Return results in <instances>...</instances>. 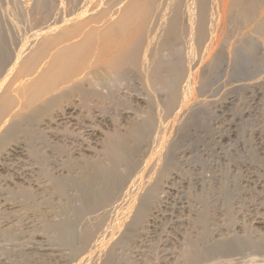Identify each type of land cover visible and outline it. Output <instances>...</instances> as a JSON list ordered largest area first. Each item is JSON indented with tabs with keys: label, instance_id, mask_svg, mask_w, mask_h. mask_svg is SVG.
<instances>
[{
	"label": "bare ground",
	"instance_id": "obj_1",
	"mask_svg": "<svg viewBox=\"0 0 264 264\" xmlns=\"http://www.w3.org/2000/svg\"><path fill=\"white\" fill-rule=\"evenodd\" d=\"M7 1L9 4L8 5H6V3H4V4H5V6L8 7V9H9L8 11H11L12 15L10 14V12L8 14H10V16H12V17L10 18L8 16V14H7V16L5 15L4 12H6L7 9H5L6 11L4 10V12H2L3 7H1L2 9H0V169H4L9 163V162L7 163V161L12 160L13 157H15L16 155H18V156L22 155L23 158H25L24 160H26V161L28 160V162L31 163L29 168H25L26 171H28L27 175L25 174L26 175L25 177H24L23 173L19 176L17 175L19 182L15 181L16 183L19 184L16 186H22L21 190H20L22 197H19L18 192H16L18 194L17 197H19V199L28 197V199H24V201L30 200V198H31V197H29L30 195H32V197H34L32 193L39 192V191H48V193H49V191L51 192V189L52 190L55 189L54 190L55 192H52V193L56 194L57 191L58 192L61 191V187L65 186V184H63V185L61 184V182L62 183L65 182V179L61 180L60 178H56V177L54 178V176L57 174H54V176L52 175L53 177L51 178L50 171H53V170H50V171L48 170L49 171V174H48L46 172L47 170L44 169L43 166H42L43 168L39 167L38 166L39 164L37 166H35L37 164V163L35 164V162L40 161V159H41V161H42V159L45 160V158H47V157H45V158L43 157L42 150L40 151V149H39L40 147H37L38 146V145H36L37 143L35 141H33L32 138H30L28 135H25V136H28L30 139H32V140H30V139L25 140V139H23V138H25V136H23L24 134L21 135V133L27 134L28 131H26V130H29V128L31 126L33 127L34 124L36 125L38 123L37 124L38 126H43L44 129H46L47 131H48V129H50L51 131H53V135H54V131L56 129L57 130L60 129L61 128L60 126L66 122H67L66 128H67V124L69 122L74 123V125H75V123L83 125V131H82L83 133L82 134L86 135L87 141L82 140L83 138L82 139L74 138V139H72V141H67L65 139L67 142H65L64 145H63L64 142L59 143V144H62V145H59L57 142L58 140H56L57 149H58V145H59V146H62L63 148H65V151L67 150L66 147H69L71 150V151H69V153H71V154H69L71 157L66 156L63 159V154H61L60 155L61 157H59V159L62 162V164H61L62 168L60 169V172H58V173H60L59 175L61 177L65 176L63 178L67 179V178H70V176L71 177L73 176V175H71V173L73 172L72 171L73 166L71 168L69 163L71 162L75 165V163H74L75 160L78 163L76 165L79 167V169L81 168L83 170L84 169L86 170L87 166H92L93 169L95 168L96 170H99V171L102 170V172L100 171L101 174H103V171H105V173H107L106 171L108 170V168H111V166H113V165L110 166V164L112 162L115 163L117 158L122 157V150H121L120 144L123 141V139H125V138H124V135L120 133L121 129H119L120 132L115 131L114 132L115 134L113 133L114 136H112V134H110V136L108 137L107 136L108 134L105 133L106 131L100 129L101 128L100 126H99L100 128L98 127V123H103V125H104V122L110 121L111 118H110V116H108L109 114L104 113L105 111L103 110L104 109V102H105V100L107 101L108 98L111 100L110 96L113 93L112 91H117L119 94V92L123 90V89L120 90L122 87V85L119 84L120 81H122L123 79H126V78L129 79L128 77H130V76L131 77L134 76V77L139 79L138 81L140 82L141 89L142 90L144 89L146 91L145 93H147V94L137 95V94H140V92H141L140 91L141 89H140L139 90L140 92L136 94L137 96L135 97L136 98L135 104H136V101H138V105L139 104H142V105L145 104L146 106H148V108L151 105V108H155V110L157 108L158 111H161V113H159L157 117H159V119H160L159 120L160 124H158V125L162 126L163 132L160 133V137L158 136V134H159L158 133L155 136V139H156V137L157 138L159 137V138H162L165 140L168 137L165 135L166 132H168V130L170 131V133L173 132L174 126L176 124L174 123L175 119H173L174 122L171 124H169L168 122H167L168 123L167 124L163 120L166 124V125H163V122L161 121V117L163 115V112L166 113V115L170 114L172 117H173L172 114H174L176 120H178L180 122L181 119L184 118V116L186 114H188V113L190 114V112L196 107V105L200 104L202 102V101L200 102V100L202 98L201 92H202L203 88L200 89L199 88L200 86L196 87L197 84H195L196 86L195 85L193 86L194 82H196V80H194V78H193L194 75H196V77L199 79V82L197 81L198 85L201 84L200 81H203L204 84L203 83L202 84L205 85V84H207L205 82H207L208 79L206 81L204 80V78H205L204 75L206 72L203 75L202 71H204L205 69L207 70L209 68H215L217 63H219V65L221 64L222 69L219 71H221L222 76H221V79L220 78L219 79L222 81V84H223L221 87V91H220L223 94H221L222 98L221 97H219V98H220V100H222L220 102H222L223 104H225L227 106V105L233 104V102L235 101L234 92H226V89L228 86H230V82L233 79L234 80L236 79L237 74L241 72L240 71L241 70L240 69V64H241L240 62L243 61L240 58L241 50H243V48H246L248 51H251V49H253V51H255L256 47L258 48V46H254V45L249 44L250 38H252V34L258 35L263 42V43H261L262 45L260 47V49L261 48L263 49V52L259 51L258 53H262L261 55H259V56H261L259 58L261 59V63L262 62L264 63V0H100L99 3L93 7L89 6V4H88L89 0H35V4L33 7L26 8L24 5V7H25V8H23V9H25L24 11L20 10L21 7L17 4L19 2L18 0L16 1L17 3L14 2L15 0L14 1L13 0H7ZM7 1L0 0V6H1L2 2H7ZM4 4L2 6H4ZM19 4H21V3H19ZM26 5H27V3H26ZM21 6H22V4H21ZM67 7H69V8L66 9ZM11 21L12 22L14 21L13 23H15V25L13 23H11ZM251 42H253V41L251 40ZM255 45H257V44H255ZM245 53H247V52H245ZM241 55L243 56V54H241ZM250 55H251V53H250ZM250 55H248V56H250ZM251 57H253V56H251ZM243 58H245V57L243 56ZM240 59H241V61H240ZM248 60H251V59H248ZM253 60H252V62H254ZM257 62H255V63H257ZM255 63H253V64H255ZM258 63H260V62H258ZM244 65H245V63H244ZM250 65H252V64H250ZM253 66H255V65H253ZM216 67L218 68V66H216ZM256 67L257 66H255V68ZM219 68H220V66H219ZM241 68H242V66H241ZM263 68L264 67H262V69ZM194 69H196V70H194ZM210 70H212V69H210ZM256 71H257V69H256ZM260 71H261V69H260ZM255 72H253V73H255ZM242 73H243V71H242ZM250 73H252V72H250ZM263 73H264V71H263ZM259 74H260V72H259ZM257 75H258V72H257ZM252 76L254 77V75H252ZM243 77H244V75H243ZM207 78H209V77H207ZM238 78H239V76H238ZM244 78H246V77H244ZM257 78L262 79L260 76ZM241 79H243V78H241ZM248 79H246V80L248 81ZM256 79H255V81H256ZM260 79H258V80H260ZM128 81H130V80H128ZM133 81H135V80H132V82ZM221 81H219V82L221 83ZM250 81H249V83L247 82L246 84H250ZM261 82H263V81H261ZM233 83H236V82H233ZM208 84H209V81H208ZM254 85H256V84H254ZM206 86H208V85H206ZM206 86H205V88H206ZM244 86H245V84H244ZM249 86H251V85H249ZM128 87H127V90H128ZM202 87H204V86H202ZM129 88H131V86ZM257 88H258V86H257ZM125 89H126V87H125ZM134 89L138 90V88L137 89L134 88ZM134 89L132 88V90H134ZM210 89H211V87H210ZM263 89H264V87H263ZM144 90L142 91V93L144 92ZM205 90H207V89H205ZM213 91H214V89H213ZM227 91H229V90L227 89ZM117 92L114 94H117ZM129 93H131V92H129ZM90 96L96 97L98 99V102H97V100L94 103H93L94 100L91 102ZM124 96H125V94H124ZM119 97L121 98V96H119ZM128 97H129V95H128ZM105 98H107V99H105ZM113 98H115V95ZM202 99L204 100L205 98H202ZM115 101H118V100L116 99ZM119 101H120V99H119ZM216 101H219V100H216ZM125 102H126V100L124 101V103ZM131 103H133V102H131ZM118 104L120 106H123L119 102H118ZM115 105H117V104H115ZM119 105H118V107H119ZM133 105H134V103H133ZM146 106H144V107H146ZM112 108H113V106H112ZM119 108H117V109H119ZM130 108H132V107H130ZM141 108H143V106H141ZM141 108H139V109L143 111V109H141ZM148 108H147V111L150 109V108L149 109ZM109 109H110V107H109ZM123 109H124V107H123ZM139 109H137V110H139ZM144 109H146V108H144ZM151 110H150V112H152ZM121 111H123V110H121ZM128 114L129 113H127L126 115H128ZM156 114H157V112H156ZM116 115H118V113ZM126 115H124V116H126ZM146 115H148V114H146ZM118 116L120 117V114ZM131 117H133V115ZM113 118H112V120H114L116 117L114 119ZM135 118H137V117L135 116ZM117 119H118V117H117ZM145 119H147V118H145ZM151 119L152 118H150V120ZM166 119H168V118H166ZM171 119L169 118V120H171ZM185 119H182V120H185ZM150 120L147 119V122L148 121L150 122ZM133 121L135 122L133 125H135V127H136V124H137V122L139 123V121H137L135 119H133ZM133 121H131V123H133ZM110 123H111V121H110ZM110 123H109V125H111ZM112 123H113V121H112ZM123 123H124V121H123ZM130 124H129V126H130ZM150 125H149V127H150ZM140 126H141V124H140ZM114 127H113V130H114ZM143 127H145V126L142 125V128ZM156 127H159V126H156ZM31 128H30V130H32ZM38 128L39 127H37V129ZM108 128H110V127H108ZM119 128H122V127H119ZM132 128H133V126L130 127V129H132ZM137 128L138 127H136V129ZM44 129H42V127H41V129L39 131H41V133H43L42 131H44ZM115 129H116V127H115ZM136 129L134 132H132V131H128L127 129L125 130V128H124V130L127 131L128 134L130 132H132L131 135L134 133L139 134L137 132L138 130H136ZM139 129H140V127H139ZM61 130H63V128ZM124 130H122V131L124 132ZM132 130H134V129H132ZM156 130H158V129L156 128ZM159 130H161V129L159 128ZM67 131H68V129L66 130V132ZM144 131H146V130H144ZM127 132H124V133H127ZM142 132H143V130H142ZM109 133H111V132H109ZM153 133L154 132H152V135H153ZM34 135H35V133H34ZM41 135L44 136V133ZM131 135H128V136H131ZM135 136L140 137L141 135L139 134V135H135ZM143 136H145V135L143 134ZM61 137H59V139H61ZM97 137L99 138L98 141H100V142L97 143L95 141L96 144L92 145L91 141H93L94 139H97ZM133 137H134V135H133ZM152 137L154 139V136H152ZM38 138H40V140H41V136H38ZM48 138H50V136ZM57 138H58V136H57ZM62 138H64V137H62ZM126 138H128V137H126ZM43 139H45V138H43ZM67 139H68V137H67ZM160 141L162 142L161 139H160ZM42 142H44V141H42ZM155 142H154V144H156ZM93 143H94V141H93ZM159 144H160V142H159ZM49 145H51V143ZM162 145H164V144H162ZM163 147L164 146H162V148ZM132 148H134V147L132 146ZM51 149H50V151H51ZM60 149H61V147H60ZM62 149H61V151H64ZM146 149H148V148H146ZM157 150L158 149H156V151ZM152 151H154V149H152ZM57 152L62 153L58 150H57ZM63 153H66V152H63ZM72 153H73V155H76V157L73 156ZM99 153H102L104 155V157L107 156L106 158H108V159L110 158L109 160L111 161V163L108 165V163L106 164L105 162H101V160L99 158L100 157ZM102 154H101V156H102ZM155 154H157V153H155ZM162 154H163V152H162ZM66 155H68V154L66 153ZM64 156H65V154H64ZM150 156L152 157V154ZM157 156H159V155H157ZM157 156H155V157H157ZM151 157H149L148 159L150 160ZM153 157H154V154H153ZM159 157H161V156H159ZM66 158L69 159V161L65 160ZM67 161H68L67 165H69V166L64 165V163ZM28 162H27V164H28ZM150 162H148V163H150ZM158 162H159V160H158ZM159 163L156 165L158 166ZM81 164H83V165H81ZM24 165H26V164H24ZM58 165L56 167L59 168L60 165L59 166ZM145 165L147 166V163ZM10 166H12V165H10ZM22 166H23V161H22L21 167ZM107 166H110V167H107ZM150 166H152V165H150ZM92 167H89V168H91V170H92ZM22 168H21V170H22ZM11 169H12V167H11ZM145 169H147V168H145ZM17 170H16V172H18L20 169L18 171ZM22 171L24 172V169ZM78 171L77 172L80 173V170H78ZM151 171H152V169H151ZM77 172L75 171V173H77ZM85 172H87V171H85ZM109 172H110V170H109ZM11 173H10V176H11ZM155 173H156V170H155ZM160 175H162V174H160ZM110 176H112V175L110 174ZM7 180H9V179H7ZM11 181H12V179H11ZM70 181H71V179H70ZM70 181L68 180V182H70ZM82 181H84V180H82ZM137 181H138V179H137ZM146 181H148V180H146ZM8 182H6V183H8ZM13 182H14V180H13ZM66 182H67V180H66ZM71 182H73V179ZM71 182H70V185H71ZM25 183H29V186H27V184L25 186ZM76 183H78V182H76ZM141 183H144V182H141ZM10 184H12V183H10ZM148 184L149 183L147 182L145 188H148L147 187ZM6 185H7L6 187L8 189H5L6 187L5 188L3 187L4 190H10L9 189L10 185H8V184H6ZM85 186H87V184ZM135 186H136V184H135ZM75 187H76V185H75ZM202 187H203V185H202ZM17 188H19V187H17ZM22 188H23V190H22ZM80 188H81V186H80ZM11 189H15V187L13 188V186H12ZM56 189H57V191H56ZM64 189H65V187L63 188V191H65ZM153 189H154V186H153ZM15 190L19 191L18 189H15ZM150 190H151V188L147 189L146 192L148 193V192H150ZM1 191H3V190L1 189L0 192ZM63 191H62V193H63ZM151 192L153 193V191H151ZM152 193H150L151 196L153 195ZM176 193H175V195H176ZM38 194L40 195L41 193H38ZM146 194H144V195H146ZM150 194H148V195H150ZM164 194H166V193H164ZM164 194H163V196H164ZM44 195H46V194H44ZM148 195H146V196H148ZM5 196H7V195H5ZM63 196L65 197V195H63ZM76 196H77V194H76ZM118 196H121V195H118ZM12 197L15 198L16 196H12ZM44 197L45 196H43V199H44ZM54 197L55 196H53V198ZM111 198L113 199L114 197L111 196ZM124 198H126V199L123 200L124 202L122 203V205L120 207L118 205L117 209H115V208H109L108 209L107 206L106 207L102 206V208L104 207L102 214L106 215L109 223H112L113 232H115L118 235H119V233L120 234L131 233L132 231H134V226L139 222V220L143 219L142 221H144V220L149 221V220L153 219L156 216V213L158 212L157 209H154L153 207L151 208V206L149 208V206H148L150 204L149 202H148L149 204H146L148 208L145 206V203H144L145 201L143 202L144 197L143 198L142 197H135L132 193L129 192L127 197H124ZM2 199H3V197H2ZM9 199L10 198L6 199V201H8V202L5 203L2 207L3 213L5 215H8V216L2 217L3 213L0 212V213H2V214H0L1 215L0 220L2 218H5V221H0V225L2 223H4V226H5V228L3 226V229L0 228V231L8 233V234H10L9 232L12 233V231L16 232V233L24 234L25 231H27V232L33 231V230L39 228V226L43 225L44 223L45 224L46 223L51 224V225L52 224H58V222L62 225L63 224L69 225L70 223L78 224V222H79L78 220L80 219V217H79L80 213H79L78 218L76 220H70L69 218L57 220V218L59 217L58 215L62 214L65 211H63L62 207H61V209L60 208L58 209V207H56V208L54 207V209H52L54 205L52 206L51 204H49L52 206V208H51V206H48L47 202H49V201H47V197H45V199L47 201L46 202L47 205L45 204V206H48V209H41V207L38 206L42 203H38V205L36 204L37 207H35L36 205L30 206L31 205L30 203H29L30 205L27 206L26 204L21 203L19 201V199H16V198L15 199L18 202L14 201L15 203H13V201H12V203H9ZM38 199H40V198H38ZM146 199H148V198H146ZM150 199H148V200H150ZM10 200H12V199H10ZM40 200H42V199H40ZM50 200H52V199H50ZM148 200H146V201H148ZM53 201H54V199H53ZM53 201H51V202H53ZM81 201H83L82 198H81ZM228 201H229V199H228ZM3 202H4V199H3ZM117 203H118V201H117ZM0 204H1V202H0ZM60 204H61V200H60ZM56 206H57V204H56ZM98 206H100V205H98ZM115 206H117V204H115ZM188 206H190V205H188ZM229 207H231V206H229ZM49 208H51V209H49ZM95 208H99V207H95ZM100 208H101V206H100ZM222 208H224V207H222ZM182 209H184V208H182ZM100 210H102V209H100ZM191 210H192V208H191ZM178 212H180V211H178ZM239 212H240V210H239ZM73 214H74V212H73ZM76 214H77V212L75 210V215ZM162 214H163V212H162ZM98 215H99V213H98ZM105 215L103 216V218H106ZM56 216H58V217L56 218ZM12 217L14 218V220L12 219ZM76 217H77V215H76ZM19 218H22V219L19 221L18 220ZM234 218H236V217H234ZM74 219H75V216H74ZM96 220H98V219L96 218ZM107 220H105L106 223H108ZM80 222H79V225L83 221L81 223ZM84 222H83V224H84ZM87 222H88V219H87ZM109 223H108V226L110 225ZM256 223L258 225H261L262 227H264V219H259ZM45 224H44V226L47 225V224L46 225ZM60 224H58V226ZM140 224H142V223L140 222ZM71 225L67 226V228L70 227ZM47 226H49V227L48 228L44 227V228L48 230L50 228V225H47ZM54 226L55 225H53L52 227H54ZM81 226H83V227H81V230L79 229L80 231L77 233V238L79 240V243H77L79 253L83 252L85 249H87L90 242L93 239H95L93 237L96 235V233H98L103 227H105V226L101 227V225H99V224L96 225L95 220L93 222L89 221L88 223H85L84 225H81ZM106 226H107V224H106ZM0 227H2V226H0ZM55 227H57V225ZM106 229L107 228L105 227L104 231H106ZM39 230H41V229H39ZM55 230H56V228H55ZM64 230H65V228H64ZM47 232L49 234V232H51V231L48 230ZM65 232H66V230H65ZM227 232H229V231H227ZM16 233H12V235L16 234ZM234 233H236V232H234ZM8 234H6V235H8ZM25 234L28 235V233H25ZM34 234H36V233H34ZM41 234L42 233L40 232L38 234L39 236L38 237L36 236V238H37L36 242L38 244H40L41 247H40V245H39V247H35V246L30 247L28 245L29 246L28 248H31V249L36 248L37 250L39 249L41 251L38 250L36 254L43 252L45 254L47 253L46 256L47 255L50 256V255L54 254V252L59 251L58 250L59 248L58 249L53 248V246H52L53 244L52 245L48 244L46 237L43 234L42 235ZM45 234H46V232H45ZM48 234H47V236H48ZM100 234H102V232L99 233L98 235L100 236ZM132 234L133 233H131L130 235H132ZM135 234H136V232H135ZM1 235H2V233H1ZM3 236L4 235H2V237ZM58 236H59V234H58ZM7 237H5V238H7ZM9 237H11V235ZM19 237H21V236H19ZM29 237H30V235H29ZM32 237L33 236H31L29 239H31ZM63 237L66 238V236H63ZM96 237H97V235H96ZM23 238H24V236H23ZM34 238H35V236H34ZM34 238L32 239V241H34ZM59 238H60V236H59ZM10 240H12V239H10ZM98 240H99V238H98ZM12 241H14V240H12ZM20 241L24 242L23 239ZM54 241H56V240H54ZM54 241H53V243L56 245V242H54ZM244 241L249 242V243L252 242L251 240H249L248 236L245 237ZM27 242H30V240L29 241L27 240ZM63 242H65V241H63ZM63 242L61 243V241H59L58 243H61L63 245ZM74 242H75V240H74ZM242 243H244V242L242 241ZM185 244H187V243H185ZM44 245H45V247H42ZM9 246H12V245H9ZM105 246H106L105 250H100V248L98 249L97 246L93 243V246H92L91 250L89 251V253L91 255L90 259H92V261H94V264H115L114 256H113V252H112L113 242L109 241L105 244ZM189 247H191V246H189ZM12 249H14V248H12ZM102 249H103V247H102ZM185 250H186V248H185ZM190 250H191V248H190ZM62 251H64V250H62ZM252 251H255V250H252ZM173 252H174V250H173ZM187 252H189V249H187ZM179 253H180V251H179ZM1 254H2V252H1ZM63 254H65V253H63ZM69 254L70 253H68L66 256V258L68 257L67 258L68 260H69ZM32 255H34V254H32ZM57 255H59V254H57ZM65 255H64V257H65ZM254 255H256V254L254 253ZM185 256H186V253H185ZM19 257H21V256H19ZM246 257H247V255H246ZM181 258H184V257H181ZM198 258L196 260H198ZM250 258H251V256H250ZM85 259H87V258L85 257L84 260ZM142 259H144V258H142ZM247 259H248V257H247ZM258 259H260V256ZM199 260H201V259H199ZM221 260H223V259H221ZM24 261H27V259ZM185 261H186V259H185ZM227 261H229V260H227ZM232 261H234V260H232ZM242 261H244V260H242ZM245 261H247V260H245ZM55 262H56V260H55ZM229 262H231V260ZM178 263H180V261ZM178 263H176V264H178ZM185 263L189 264L188 261H186ZM80 264H88V261H86V260L83 261V259H82V260H80Z\"/></svg>",
	"mask_w": 264,
	"mask_h": 264
},
{
	"label": "rangeland",
	"instance_id": "obj_2",
	"mask_svg": "<svg viewBox=\"0 0 264 264\" xmlns=\"http://www.w3.org/2000/svg\"><path fill=\"white\" fill-rule=\"evenodd\" d=\"M3 1H7V0H3ZM16 1L17 0H15L14 2L17 3ZM18 1L19 2L17 4L21 7V9H20L21 11L25 10L23 8L33 7L35 4V0H23V1L18 0ZM99 1L100 0H89L88 4L90 7H93V6L97 5L99 3ZM4 3H6V5L9 4L8 1L2 2L0 9H2L1 7H3V11L1 10L2 12H4V10L7 9V11L5 10L7 13L4 12L5 15L7 16V14L9 12L11 14V11H8L9 9L7 6H5ZM19 3H21L22 6ZM26 3H27V5H26ZM3 4H4V6H2ZM24 5H25V7H24ZM68 8L69 7H67L66 9H68ZM10 14H8V16L11 18L12 16H10ZM13 22L11 21V23H13ZM13 24L15 25V23H13ZM257 36L258 35H256V34H254V35L252 34V38H250L249 44L254 45V46H258V48L256 47L255 51H253V49H251V51H248L246 48H243L244 51L241 50V54H243V56L245 57V58H243V56L240 54V58L243 60L242 61L243 63L240 62L242 64V65L240 64V69H241L240 71L241 72L237 74V77L235 80L233 79L230 82V86L227 87V89L229 91H227V89H226V92H234V94H235V101L233 102V104L226 106L225 104L220 102L222 100H220L219 97L222 98L221 94H223L220 92L221 87L223 85L222 81L220 80L221 76H222L221 71H219L222 69L221 64L220 65H219V63L216 64V66H218V68L215 66V68H209L207 70L205 69L204 71H202L203 75L206 72L204 75V77H205L204 80L206 81L208 79L207 82H205V83H207L205 85H203L204 84L203 81H200L201 84L199 83L200 85H198L199 79L196 77V75H194L193 78H194V80H196V82L193 81L194 82L193 86L195 84H197V86L195 85L196 87L200 86L199 87L200 89L203 88L201 94H202V98H205V99L203 100L201 98L200 102L201 101L202 102L200 104H197L196 107L190 112V114L189 113L186 114L184 116V118H182V119H185V118L186 119L185 120L181 119L182 122L181 121L179 122L178 120H176L174 114H172L173 117L170 114L169 115L167 114L169 116L168 117L166 115V113L163 112V115L161 117V121L163 122V125H166L165 122L166 123L168 122L169 124L173 123L174 122L173 119H175L174 123L176 124L174 126L173 132L170 133L169 130H168V132H166L165 135L168 136L167 137L168 140L167 139L164 140L162 138H159L160 133L163 132V130H162L163 128L161 125H158V124H160V121H159L160 119L157 116L159 113H161V111H158L157 108H156V110H155V108H151V105L149 106L150 109L145 104H143V105L139 104L138 105V101H136V104H135V100H136L135 97L137 95L147 94V93H145L146 91L144 89H143L144 92L142 93L143 90L140 87V82L138 81L139 79L134 77V76H132L133 78L130 76L131 78L128 77L129 79L126 78V79H123L122 81H120L119 84L122 85L120 90H122V89L123 90L120 91L119 94L117 91H112L113 96L112 95H111L112 97L110 96L111 100L109 98L108 99L105 98V99H107L108 102L106 100L104 102V109L103 110L105 111L104 113L109 114L108 116H110V118H111L110 119L111 123H110V121L104 122V125H103V123L97 122L98 127L100 126L101 127V128L99 127L100 129L106 131L105 133L108 134L107 135L108 137L110 136V134H112V136H114V134H115L114 132L115 131L120 132L119 129H121L120 133L123 134L124 138H125V139H123V141L120 144V147L122 150V157L117 158L116 161L114 160L115 163H113V162L111 163V161L109 160L110 158L108 159V158H106L107 156L104 157V155L102 153H99V155H100L99 158H100L101 162H105L106 164L108 163V165L111 163L110 166L113 165V166H111V168H108V170L106 169L107 173H105V171H103V174H101L102 170H100L101 171L100 172L99 170H96L95 168L93 169L92 166H87L86 170L85 169L83 170L81 168L79 169V167L76 165L78 163L75 160L74 161L75 165L71 162L70 163L72 165L69 163L71 168L73 166V168H72L73 170L71 169L73 171V172L71 171L72 172L71 175H73L72 177L70 176V178L66 179V178H63L65 176L61 177L59 175L60 173H58V172H60V169L62 168L61 167L62 162L59 159V157H61L60 155L63 154V159L66 156L71 157L69 155V154H71V153H69V151H71L70 148L66 147L67 150L65 151V148H63L62 146H59V145H62L59 143L64 142L63 143V145H64L65 142L72 141V139H74V138H77V139L83 138L82 140L87 141L86 135L82 134L83 133L82 132L83 131V125L82 124H76L75 123V125H74V123L69 122L68 123L69 125L67 124V128H66V123H67L66 122V123H64L65 125L63 124L60 126L61 128L59 127L60 129H58V130L56 129L54 131V135H53V131L48 129V131H49L48 132L46 129H44L43 126H38L37 125L38 123H37L36 125L34 124L33 127L31 126L32 128L29 126L32 130H30V128H29V130H26V131H28L27 134L21 133V135L24 134L23 136L28 135L30 138H32L33 141H35L37 143L36 144V145H38L37 147H40L39 148L40 151L42 150L43 157L44 158L47 157V158H45V160L42 159V161H41V159H40V161L35 162V164L36 163L37 164L36 165L34 164V165L37 166L39 164L38 165L39 167H41V168L44 167V169L47 170L46 172L48 174H49L50 170H53V171H50L51 178L54 176V174H57L54 176V178L55 177L60 178L61 180L65 179V182L67 180L66 183L61 182L62 185L65 184V186H64L65 191H63L64 187H61V191L58 192L56 189L57 192H56V194H54L52 192H55L54 191L55 189L52 190L50 188L51 189V192L49 191L50 194L48 193V191H39V192L34 191L35 193H32L34 197H32V195L29 196L32 199L30 198V200H27V201L25 200L26 202L24 201V199H28V197L19 199V197H22L21 191H20L22 186H16V185H19L16 182H19L18 176L21 175L22 173L24 174V177L27 175L28 171H26L25 168H29L31 163L28 162V160L27 161L24 160L25 158H23L22 155H19V156L16 155L15 157H13L12 160L7 161V163L8 162L9 163L4 169H0V187H1L0 190L1 189L3 190L0 192V202H1L0 206L2 205L0 207L1 208L0 212L3 213L2 207L5 203L8 202V201H6V199H8V198L12 199V200L9 199V203H12V201H13V203H15L14 201L18 202L16 199H19V201L21 203H24L27 206H29L30 204H31L30 206H32V205L35 206L36 204L38 205V203H42V204L38 205L41 207V209H48V206H51V205L52 206L54 205L53 208L51 206L52 209H54V207L55 208L58 207V209L59 208L61 209V207H62L63 211H65V212L62 213L63 215L59 214L58 215L59 217L56 216V218L58 217L57 220L68 219V218L70 220H76L78 218V214L80 213L79 217L81 220L79 219L78 220L79 222L85 221L84 222V224H85V223H88L89 221L93 222L95 220L96 225L99 224V225H101V227L105 226L107 229H106V231H104L105 227H103L98 233H96L97 237L95 235L93 237L95 239H93L91 241L92 243L90 242L87 249H85L83 252H80V253L78 251L79 249H78L77 243H79V240L77 238V233L81 230V227H83V226H81V225H84L83 222L82 223L80 222L81 223L80 225H79V222H78V224L70 223L69 225H71V224L72 225L68 228H67V226H69V225H66V224L62 225L59 222H58V224H60L59 226H58V224H52L51 225V224L46 223L47 225H50V228L48 230L51 232H49V234L47 232L48 230L45 229V228H48L49 226H47L45 223L44 224L46 226H44V224H43V225H41L42 227L39 226V228H37L33 231H30V232L25 231L24 234H22V233L20 234V233H16V232L12 231V233H16V234L12 235L11 232H9L10 234H8V233L0 231V258H1L0 264H55L56 262L58 264H62V263L63 264H80V260H82V259H83V261H85V260L88 261V264H94V261H92V259H90L91 255L89 253V251L91 250V248L93 246V243L97 246L98 249L100 248V250H105V248H106L105 244L109 241L113 242L112 252H113L115 264H152V263L156 264L157 262H158L157 264H176L179 261H180V263H178V264H182V263L187 264V263H185L186 261H188L189 264H237V263L238 264H264V240H263L264 239V232H263L264 227H262L261 225H258L256 223L259 219H264V203H263L264 202V190H263L264 189V89H263V87H264V73H263L264 68L262 69V67H264V63L263 62L261 63V59L259 58V57H261L259 55H261L262 53H258L259 51L263 52V49L262 48L260 49V47L262 45L261 43H263V42L260 39V37L258 36L259 37L258 38ZM251 40L253 42H251ZM255 44H257V45H255ZM245 52H247V53H245ZM250 53H251V55H250ZM248 55H250V56H248ZM251 56H253V57H251ZM241 59H240V61H241ZM248 59H251V60H248ZM252 60L254 62H252ZM256 60L260 63H258ZM255 62H257V63H255ZM244 63L247 67L244 65ZM253 63H255V64H253ZM250 64H252V65H250ZM253 65L257 66L258 68L257 67L255 68V66H253ZM219 66H220V68H219ZM241 66H242V68H241ZM210 69H212V70H210ZM256 69H257V71H256ZM260 69L262 72L260 71ZM194 70H196V69H194ZM242 71H243V73H242ZM250 72H252V73L255 72L256 74L255 73L252 74ZM257 72H258V75H257ZM259 72H260V74H259ZM243 75L246 78H244ZM252 75H254L255 78ZM238 76H239V78H238ZM259 76L262 79L257 78ZM207 77H209V78H207ZM241 78H243V79H241ZM246 79H248V81ZM255 79L257 82L255 81ZM258 79H260V80H258ZM128 80H130V81H128ZM132 80H135V81L132 82ZM208 81H209V84H208ZM219 81H221V83ZM249 81H250V84H246L247 82L249 83ZM261 81H263V82H261ZM233 82H236V83H233ZM253 83L256 84L258 86V88ZM244 84H245V86H244ZM129 85L131 86V88H129L130 87ZM206 85H208V86H206ZM249 85H251L252 87ZM202 86H204V87H202ZM205 86H206V88H205ZM125 87H126V89H125ZM127 87H128V90H127ZM210 87H211V89H210ZM132 88L133 89L138 88V90H135V89L132 90ZM205 89H207V90H205ZM213 89H214V91H213ZM116 92L118 95L114 94ZM129 92H131V93H129ZM139 92H140V94H137ZM123 93L125 94V96ZM114 95L118 101H115L116 99L113 98ZM128 95L130 98L128 97ZM119 96H121V98ZM90 97H91V102L93 100H94L93 103L96 100L98 102V99L96 97H93V96H90ZM124 97L125 98L127 97V98L125 99ZM119 99H120V101H119ZM124 99L126 100V102H125L126 104L124 103V101H125ZM216 100H219V101H216ZM118 102L120 104H122L123 106H120L118 104ZM131 102H133L134 105ZM114 103L117 105H115ZM109 104L110 105L112 104V105L110 106ZM118 105L120 108L118 107ZM112 106H113V108H112ZM141 106H143V108H141ZM144 106H146V107H144ZM109 107H110V109H109ZM116 107L119 109H117ZM123 107H124V109H123ZM130 107H132V108H130ZM139 108L143 109L144 112L142 110H140ZM144 108H146V109H144ZM147 108L149 109L148 110L149 112L147 111ZM137 109H139V110H137ZM121 110H123V111H121ZM150 110L152 112H150ZM116 112L118 113V115L120 114V117L118 115H116L117 114ZM126 112L129 114L126 115L127 114ZM156 112H157V114H156ZM146 114H148V115H146ZM124 115H126V116H124ZM130 115L131 116L133 115L134 118L131 117ZM135 116L137 118H135ZM164 116L168 119H166ZM113 117L114 118L116 117L115 118L116 120ZM117 117H118V119H117ZM112 118L114 120H112ZM145 118H147L149 120H150V118H152L150 120V122L151 121L152 122L151 123L149 121L147 122V119H145ZM169 118L170 119L172 118V119L169 120ZM133 119L139 121V123L137 122V124H136V127H138L137 129H136L135 125H133L135 123L133 121ZM130 120L133 121V123H131ZM112 121H113V123H112ZM123 121H124V123H123ZM109 123L111 125H109ZM147 123L149 125L151 124L150 127ZM129 124H130V126H129ZM140 124H141V126H140ZM113 125L116 127L117 130L115 129V127ZM142 125L145 126V127H143L144 129L142 128ZM118 126L122 127V128H119ZM132 126H133L132 129H134V130L130 129V127H132ZM156 126H159V127H156ZM37 127H39L40 129L42 127V129H44V131H42L44 133V136L41 135L43 133H41V131H39L40 129L38 128L39 129L38 130ZM108 127H110V128H108ZM113 127H114V130H113ZM139 127H140V129H139ZM62 128H63V130H61ZM124 128H125V130L127 129L128 131H132V132H134L136 129V130H138L137 132L141 136L137 137L135 135H139V134H135V133L131 135L132 132H130L128 134V132L125 131ZM156 128L158 130H156ZM159 128L161 130H159ZM67 129H68V131L66 132ZM122 130H124V132H127V133H124ZM142 130H143V132H142ZM144 130H146V131H144ZM109 132H111V133H109ZM152 132H154L153 135H152ZM34 133H35V135H34ZM143 134L145 136H143ZM157 134L159 137L158 138L156 137V139H155V136ZM128 135H131V136H128ZM133 135H134V137H133ZM151 135L154 136V139ZM28 136H25V138H23V139H25V140L30 139ZM38 136H41V140H40V138H38ZM49 136H50V138H48ZM57 136H58V138H57ZM61 136L64 138H62ZM66 136L68 137V139ZM59 137H61V139H59ZM126 137H128V138H126ZM43 138H45V139H43ZM32 139H30V140H32ZM98 139H99L98 137H97V139H94L93 140L94 143H93V141H91L92 145L96 144L95 141L97 143L100 142V141H98ZM160 139L162 140V142L160 141ZM56 140H58L57 142L59 144V145L57 144L58 149L56 146ZM42 141H44V142H42ZM154 142L156 144H154ZM159 142H160V144H159ZM50 143H51V145H49ZM162 144H164V145H162ZM132 146L134 148H132ZM162 146H164V147L162 148ZM60 147H61V149L63 148L62 150H64V151H61ZM146 148H148V149H146ZM155 148L158 149L157 150L158 152L156 151ZM50 149H51V151H50ZM56 149L62 153L57 152ZM152 149H154V151H152ZM63 152H66L68 155H66V153H63ZM162 152H163V154H162ZM150 153L152 154V157L150 156L151 155ZM155 153H157V154H155ZM64 154H65V156H64ZM101 154H102V156H101ZM153 154H154V157H153ZM72 155H73V153H72ZM157 155H159L161 157H159ZM73 156L76 157V155H73ZM155 156H157V157H155ZM149 157H151L150 160L148 159ZM67 158L65 160L69 161V159H67ZM156 158L159 160L160 163L158 162V160ZM22 161H23V166H24V167L22 166L23 168L21 167ZM68 161L65 162L66 164L64 163L65 166L68 164ZM27 162L29 165L27 164ZM148 162H150V163H148ZM157 162L159 163L158 166L156 165V164H158ZM146 163H147V166L145 165ZM24 164H26V165H24ZM83 164H81V165H83ZM10 165H12V166H10ZM57 165L59 166V168L56 167ZM69 165H67V166H69ZM150 165H152V166H150ZM110 166H107V167H110ZM11 167H12V169H11ZM15 167L18 170L19 169L20 170L18 171ZM20 167L22 168V170L24 169V172L21 170ZM89 167H92V170ZM145 168H147L148 170ZM15 169L18 172H16ZM77 169L80 170V173H78L79 171ZM151 169H152V171H151ZM109 170H110V172H109ZM155 170H156V173H155ZM75 171L76 172L78 171V172L75 173ZM85 171H87V172H85ZM10 173H11V176H10ZM110 174L112 176H110ZM160 174H162V175H160ZM15 175L16 176L18 175V176L16 177ZM7 179H9V180H7ZM11 179H12V181H11ZM70 179H71V181L73 179V182H71ZM137 179H138V181H137ZM13 180H14V182H13ZM68 180L71 182V185H70V182H68ZM82 180H84V181H82ZM146 180H148V181H146ZM6 182H8V183H6ZM76 182H78V183H76ZM133 182L136 184V186ZM141 182H144V183H141ZM147 182L149 183L147 186L148 188H145ZM10 183H12V184H10ZM6 184L10 185V188H9L10 190H4V188L7 186ZM26 184H27V186H29V183H25V186H26ZM74 184L76 185V187ZM86 184H87V186H85ZM202 185H203V187H202ZM12 186H13V188L15 187V189H18L19 191L15 190V189H11ZM80 186L82 189L80 188ZM153 186H154V189H153ZM17 187H19V188H17ZM149 188H151V190H150V192L147 193L146 190ZM5 189H8V188L6 187ZM22 190H23V188H22ZM62 191H63V193H62ZM151 191H153V193ZM16 192H18L19 197H17L18 194ZM129 192L132 193L135 197H142V198L144 197L143 202L145 201L144 202L145 206L147 207L146 204L150 203L148 205L149 208L151 206V208L153 207L154 209H157L158 212L156 213V216L153 218L154 220L153 219H151L149 221H145V220L142 221L143 219L139 220V222L134 226V231L131 232V233H133L132 235H130L131 233H128V234H120L119 233V235H118L115 232H113L112 223H109L106 215L102 214L103 209L106 206L108 207V209L109 208L117 209L118 205H119V207L122 205V203L124 202L123 200L126 199L124 197H127ZM38 193H41V194L39 195ZM75 193L77 194V196ZM150 193H152L153 195L151 196ZM164 193H166V194H164ZM175 193H176V195H175ZM44 194H46V195H44ZM144 194H146V195L150 194V195L146 196ZM163 194H164V196H163ZM5 195H7V196H5ZM63 195H65V197ZM118 195H121V196H118ZM1 196L4 199V202H3V199ZM12 196H16L15 197L16 199ZM43 196L47 197V201H49L50 203L46 201L45 197L43 199ZM53 196H55V197L53 198ZM111 196L114 198L112 199ZM38 198H40L42 200H40ZM49 198L52 200H50ZM81 198L83 201H81ZM146 198H148L150 200H148ZM53 199H54V201H53ZM228 199L230 202L228 201ZM60 200H61V204H60ZM146 200H148V201H146ZM51 201H53V202H51ZM117 201H118V203H117ZM46 202H47L48 206H45ZM49 204H51V205H49ZM56 204H57V206H56ZM115 204H117V206H115ZM37 205L35 207H37ZM98 205H100L101 208ZM188 205H190V206H188ZM102 206H104V207L102 208ZM229 206H231V207H229ZM95 207H99V208H95ZM222 207H224V208H222ZM51 208H49V209H51ZM182 208H184V209H182ZM191 208H192V210H191ZM100 209H102V210H100ZM75 210L77 212V214H76L77 217L75 215ZM239 210H240V212H239ZM178 211H180V212H178ZM73 212H74V214H73ZM162 212H163V214H162ZM2 213H0V214H2ZM98 213H99V215H98ZM2 215H3L2 217L8 216V215H5L4 213ZM73 215L75 216V219H74ZM104 215L106 218H103ZM0 217H1V215H0ZM234 217H236V218H234ZM96 218L98 220H96ZM12 219L14 220L13 217H12ZM21 219L22 218H19L18 220L20 221ZM87 219H88V222H87ZM105 220H107V222L110 224L109 226ZM0 221H5V218H2ZM140 222L142 224H140ZM106 224H107V226H106ZM53 225H55V226L57 225V227L54 226L56 228V230L54 227H52ZM0 226H2L0 228L3 229L4 223H2ZM62 226L65 228L66 232ZM4 228H5V226H4ZM39 229H41V230H39ZM227 231H229V232H227ZM233 231L236 233H234ZM40 232L46 237L47 243L50 245L53 244L52 245L53 248H56V249L59 248L58 249L59 251L54 252V254H52L50 256L49 255L46 256L47 253L45 254L43 252H40L41 254L40 253L36 254L39 249L37 250L35 248L36 249L35 250V249L28 248L29 246L30 247H32V246L39 247L40 244H38L36 242V239H37L36 236L38 237L39 236L38 234ZM45 232H46V234H45ZM101 232H102V234H100V236H99L98 234ZM135 232H136V234H135ZM1 233L4 236L6 234H8L5 236V237L8 236L7 237L8 239L5 238L4 236L2 237ZM25 233H28V235ZM34 233H36V234H34ZM57 233L59 234L60 238H59ZM47 234H48V236H47ZM10 235H11V237H9ZM29 235H30V237L31 236H33V237L31 239H29L30 238ZM62 235L66 236V238L63 237ZM19 236H21V237H19ZM23 236H24V238H23ZM34 236H35V238H34ZM246 236H248L249 240L252 241L251 243L244 241ZM9 238L14 240L15 242L10 240ZM33 238H34V241H32ZM98 238H99V240H98ZM16 239L17 240L19 239V240L17 241ZM22 239L24 242L20 241ZM27 240L28 241L30 240V242H27ZM54 240H56V241H54ZM74 240H75V242H74ZM53 241L56 242V245L53 243ZM59 241H61V243L63 241H65V242H63V245H62L61 243H58ZM242 241L244 243H242ZM184 242L187 244H185ZM9 245H12V246H9ZM189 246H191V247H189ZM40 247H41V245H40ZM42 247H45V245ZM102 247H103V249H102ZM12 248H14V249H12ZM185 248H186V250H185ZM190 248H191V250H190ZM187 249H189V252H187ZM251 249L255 250V251H252ZM62 250H64V251H62ZM173 250H174V252H173ZM39 251H41V250H39ZM179 251L181 254L179 253ZM1 252H2V254H1ZM63 253H65L66 255ZM68 253L71 254V255L69 254V260L67 259L68 257L66 258ZM185 253H186V256H185ZM190 253L191 254L193 253V254L191 255ZM254 253L256 255H254ZM32 254H34V255H32ZM57 254H59V255H57ZM64 255H65V257H64ZM246 255H247L248 259H247ZM19 256H21V257H19ZM250 256H251V258H250ZM259 256H260V259H258ZM83 257L84 258L86 257L88 260L87 259L84 260ZM181 257H184V258H181ZM142 258H144V259H142ZM197 258H198V260L199 259H201V260L198 261V260H196ZM240 258L244 261L245 260H247V261L244 262ZM23 259L24 260L27 259V261H24ZM185 259H186V261H185ZM219 259L220 260L223 259V260L220 261ZM55 260H56V262H55ZM227 260H229V261L231 260V262H229ZM232 260H234V261H232Z\"/></svg>",
	"mask_w": 264,
	"mask_h": 264
}]
</instances>
